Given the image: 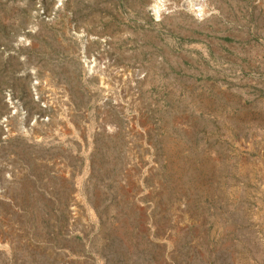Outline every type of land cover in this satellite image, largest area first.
<instances>
[{"label": "rangeland", "instance_id": "374dc122", "mask_svg": "<svg viewBox=\"0 0 264 264\" xmlns=\"http://www.w3.org/2000/svg\"><path fill=\"white\" fill-rule=\"evenodd\" d=\"M0 264H264V0H0Z\"/></svg>", "mask_w": 264, "mask_h": 264}]
</instances>
